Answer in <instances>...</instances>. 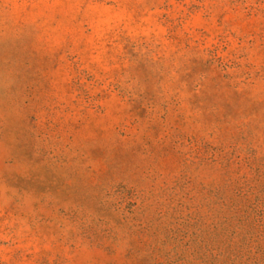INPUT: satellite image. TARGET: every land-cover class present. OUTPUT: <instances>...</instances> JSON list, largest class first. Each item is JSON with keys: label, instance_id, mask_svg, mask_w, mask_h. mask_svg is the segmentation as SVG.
Segmentation results:
<instances>
[{"label": "rangeland", "instance_id": "1", "mask_svg": "<svg viewBox=\"0 0 264 264\" xmlns=\"http://www.w3.org/2000/svg\"><path fill=\"white\" fill-rule=\"evenodd\" d=\"M0 264H264V0H0Z\"/></svg>", "mask_w": 264, "mask_h": 264}]
</instances>
